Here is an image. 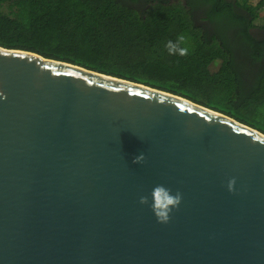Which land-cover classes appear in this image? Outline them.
Listing matches in <instances>:
<instances>
[{"label":"water","instance_id":"1","mask_svg":"<svg viewBox=\"0 0 264 264\" xmlns=\"http://www.w3.org/2000/svg\"><path fill=\"white\" fill-rule=\"evenodd\" d=\"M0 93V264H264L257 128L2 45ZM157 184L183 194L168 223L139 202Z\"/></svg>","mask_w":264,"mask_h":264},{"label":"trees","instance_id":"2","mask_svg":"<svg viewBox=\"0 0 264 264\" xmlns=\"http://www.w3.org/2000/svg\"><path fill=\"white\" fill-rule=\"evenodd\" d=\"M197 1L212 32L190 1L0 0V45L172 92L264 133V32L252 30L264 31V0ZM180 34L189 53L171 56L165 44Z\"/></svg>","mask_w":264,"mask_h":264},{"label":"clouds","instance_id":"3","mask_svg":"<svg viewBox=\"0 0 264 264\" xmlns=\"http://www.w3.org/2000/svg\"><path fill=\"white\" fill-rule=\"evenodd\" d=\"M186 37L183 34L177 36L176 40H168L165 44L167 52L171 56L179 55L186 56L189 53V48L182 46L185 44ZM3 95V93H0ZM146 157L144 153L134 158V163L142 164ZM236 178L232 177L227 182V189L230 192H235ZM151 198V202H150ZM183 199V194L179 191L173 194L172 190L163 184H157L153 187L149 195L140 197L141 204H147L151 207L157 221L160 223H168L171 219V213L174 208L178 209Z\"/></svg>","mask_w":264,"mask_h":264},{"label":"flooded vegetation","instance_id":"4","mask_svg":"<svg viewBox=\"0 0 264 264\" xmlns=\"http://www.w3.org/2000/svg\"><path fill=\"white\" fill-rule=\"evenodd\" d=\"M126 1H128L129 3L131 2L130 0H126ZM152 1L153 0H139L135 3H133V2H131V3H133V5H135V6H146V7H148V4ZM155 1H158V0H155ZM169 1H170V3H172V2H178L179 0H169ZM181 1L183 4H185L186 1L192 2V4L194 5L192 8L193 9V16L195 17L196 22L199 23L200 25H202L205 29H208L211 32L213 31V29L211 28V24H210L209 20L204 19L206 16L205 13L207 12V8H206L207 5L203 6L197 0H181ZM252 30L256 34H261L264 32V31L257 29V28H254Z\"/></svg>","mask_w":264,"mask_h":264},{"label":"rangeland","instance_id":"5","mask_svg":"<svg viewBox=\"0 0 264 264\" xmlns=\"http://www.w3.org/2000/svg\"><path fill=\"white\" fill-rule=\"evenodd\" d=\"M260 0H250V2L252 4H256L257 2H259ZM215 67H217V64L213 65L212 66V70H215ZM221 93H224V92H221ZM210 99H215V97H210ZM211 102H213V100H211ZM238 114H242L244 116H247L244 112L242 111H239ZM262 115H264V108L261 109V113L259 115V117H261Z\"/></svg>","mask_w":264,"mask_h":264}]
</instances>
